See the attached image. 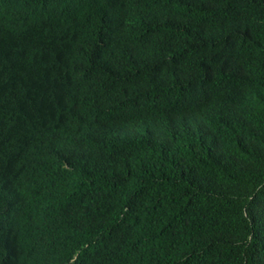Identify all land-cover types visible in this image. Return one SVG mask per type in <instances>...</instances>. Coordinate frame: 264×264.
Masks as SVG:
<instances>
[{"label":"trees","instance_id":"16d2710c","mask_svg":"<svg viewBox=\"0 0 264 264\" xmlns=\"http://www.w3.org/2000/svg\"><path fill=\"white\" fill-rule=\"evenodd\" d=\"M0 264H264V0H0Z\"/></svg>","mask_w":264,"mask_h":264}]
</instances>
